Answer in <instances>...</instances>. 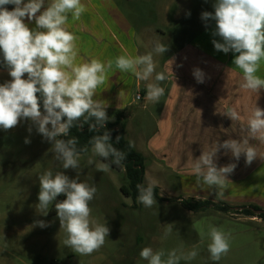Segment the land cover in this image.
<instances>
[{"label": "clouds", "instance_id": "1", "mask_svg": "<svg viewBox=\"0 0 264 264\" xmlns=\"http://www.w3.org/2000/svg\"><path fill=\"white\" fill-rule=\"evenodd\" d=\"M7 5L14 7L9 10ZM213 7L214 13L205 11L201 18L215 21L212 34L220 40H212L214 48L225 54H238L233 65L242 72L240 87L255 93L258 99L260 90L264 89V78L257 75L260 62L264 60V0H215ZM85 11L81 0H47L46 6L45 0H0V54L11 77L0 83V129L9 131L28 121L27 131L31 134L35 128L51 144L50 151L62 168L77 170L81 153L89 149L87 146L78 149V137L69 134L73 127L82 129L87 124L90 132L99 133L88 142L92 152L104 161L110 160V163L97 164L96 169L107 172L111 165L122 168L127 153L113 145L109 131L101 133L109 121L106 111L109 105L97 98V89L104 84L113 62L105 64L93 58L90 62L76 63L77 37L66 24L70 17L78 21ZM25 18L29 22L34 20L35 27L29 28ZM167 50L168 46L159 42L154 44L155 53L164 54ZM170 62L172 64L173 60ZM115 68L143 81H148L155 73V82L147 84L145 98L158 103L164 96L165 88L161 84L168 79L167 69L156 72L152 52L134 57L121 55L115 60ZM193 75L198 83L204 82L205 74L201 69H194ZM227 115L232 121L241 119L236 109ZM246 131L248 138L242 141L229 138L202 151L193 163L196 183L215 188L219 194L229 180L228 176L237 165L229 163L218 167L215 160L220 149H224L225 154L230 152L236 161L243 154L249 165L258 157L264 159L255 147L250 146V139L264 143V109L257 104L247 118ZM119 141L120 136H117L116 142ZM30 142L26 137L24 143ZM128 147H134V142L129 141ZM88 163L93 164V161L89 159ZM38 179L36 211L46 216L55 202L60 228L66 232L64 245L81 256L99 250L109 237L110 228L91 218L89 203L96 197L97 187L80 182L78 173L76 178H70L64 171L45 170ZM155 187L154 182L147 186L138 183L137 202L145 208L157 205ZM60 195L65 199L57 202ZM35 224L41 228L48 226L44 220ZM166 225L164 238L173 231V224ZM206 235L210 240L207 246L210 259L217 262L230 250V233L210 225ZM204 236L205 233H201V243ZM197 255L195 246L188 253L182 248L154 251L152 247H144L139 253L148 264H180L181 260L191 261Z\"/></svg>", "mask_w": 264, "mask_h": 264}, {"label": "rangeland", "instance_id": "2", "mask_svg": "<svg viewBox=\"0 0 264 264\" xmlns=\"http://www.w3.org/2000/svg\"><path fill=\"white\" fill-rule=\"evenodd\" d=\"M113 3L126 15L136 32V56L152 52L156 72L167 69V76L174 72L171 64L166 66L167 60L180 48L191 43L196 48L199 43L205 48L213 39H220L212 34L215 21L201 18L205 11L214 13L215 0H113ZM85 7L82 26L87 28L91 26L88 22L92 21V16L89 7ZM156 42L168 46V50L164 54L153 52ZM154 76L155 73L150 78ZM9 79L8 71L0 70V83ZM166 83L167 80L162 87ZM137 94L139 92L134 93V97ZM134 104H139V108L134 107L132 113L126 114L128 130H125V136L134 142L136 149L146 142L144 139L153 131L154 124L151 110L143 109L140 101L135 100ZM28 126L29 122L25 121L9 131L0 129V264H148L139 256L144 247H152L154 251L182 248L188 253L194 250V246L198 252L196 258L181 260L180 264H264V221L237 215L235 210L229 213L213 208L190 211L182 205L181 201L194 198L184 191L183 180H188L180 173H194L195 159L187 156L178 161L182 167L178 169L179 173H173L160 170L154 156L146 157L144 183L154 182L164 200H156L157 205L145 208L122 194L123 172L111 168L107 172L97 171L96 165L103 162L92 150L80 155L77 170H64L50 151L51 144L35 128L30 134ZM26 137L31 141L28 144L24 143ZM142 151L144 149H140ZM89 159L93 164L88 163ZM260 161L261 158L249 165L245 160L233 162L227 159L216 164L220 167L235 163L233 173H249ZM45 170L64 171L70 178H76L78 173L80 182L97 187L98 193L89 203L91 218L106 224L110 234L104 245L91 255L81 256L64 245L66 232L60 228L57 214H50L55 202L50 205L46 216L36 211L40 187L38 175ZM260 173H264V167ZM251 184L226 189L221 195L210 192L207 197L213 196L215 200L200 198L194 201L224 203L233 208L255 206L264 211V193ZM38 220H44L48 226H37L35 222ZM166 224H173V231L164 238ZM210 225L230 233V250L217 262L210 259L207 248L210 240L206 233ZM201 233H205L203 243Z\"/></svg>", "mask_w": 264, "mask_h": 264}, {"label": "crops", "instance_id": "3", "mask_svg": "<svg viewBox=\"0 0 264 264\" xmlns=\"http://www.w3.org/2000/svg\"><path fill=\"white\" fill-rule=\"evenodd\" d=\"M81 2L90 9L92 21L88 24L91 26L87 28L82 26L83 15L78 21L70 17L66 24V28L77 37L76 63L90 62L93 58L105 64L108 61L113 62V68L106 73L104 84L97 89V98L105 100L109 105L106 109L107 114L112 111H121L125 116L132 113V108H139V104H134V93L141 94L140 102L144 106L142 108L151 110L150 117L154 124L153 131L147 138L144 137L146 142L142 143L141 147L136 146L139 152L140 149H144L140 153L145 159L152 155L158 161L160 170L179 173L178 169L182 165L177 163L187 156L197 159L203 150H209L216 142L223 143L229 138L240 141L248 138L247 118L255 104L264 109V89L260 90L257 99L255 93L240 87L242 72L233 65L234 57L238 54L217 51L212 41L205 48H201L200 43L197 45L199 49L194 43L180 48L167 60L166 66L171 64L170 59L173 60L171 65L175 70L168 73L164 96L158 103H154L145 98L147 84L155 82L154 78L143 81L134 74L121 72L115 68L117 57L121 55L134 57L137 54V35L126 15L116 9L113 0ZM25 23L29 28L35 27L34 20L29 22L25 18ZM196 68L205 74L203 83H198L193 75ZM257 75L264 78V60L260 62ZM233 109L239 112L240 120L232 121L227 115ZM250 146L255 147L264 156V143L250 139ZM217 157L215 160L217 163L227 159L233 162L245 160L242 154L239 161H236L230 152L225 154L224 149H220ZM263 167L264 159H261L249 173H232L224 187L219 190V194L215 188L210 190L207 186L196 183L194 173H180V176L187 178V182L186 179L183 180L185 183L182 187L191 198L215 200L213 196L207 195L210 192L217 195L225 194L226 189L239 188L243 183L246 186L254 182L251 184L252 187H257V191L264 193V173H260ZM250 218L260 221L256 217Z\"/></svg>", "mask_w": 264, "mask_h": 264}, {"label": "trees", "instance_id": "4", "mask_svg": "<svg viewBox=\"0 0 264 264\" xmlns=\"http://www.w3.org/2000/svg\"><path fill=\"white\" fill-rule=\"evenodd\" d=\"M9 10H11L14 6L13 5H7L5 6ZM2 54H0V70H7L3 64H2ZM39 95V94H37ZM41 111H43L42 104H41ZM109 121L106 122L105 129L101 130V133L103 131H109L111 135V142L113 145L118 148L119 150L124 151L127 153V158L123 162L124 166L122 168H118L115 165H111V169L116 170L118 172H123L125 183L121 186V192L124 196L131 198L134 203H137V196L138 191L136 189V185L138 183H142L145 185V158L144 156L139 153L134 147L129 148L128 147V140L125 136V130H126V124H125V115L121 111H112L108 113ZM99 133H93L88 130V125L85 124L83 128L79 127H73L70 130L69 136H75L78 137L79 143L77 145V148H83L84 146L88 147V152L81 153V155H86L91 151V145L88 143L90 138L93 135H96ZM120 136L119 143L116 142V137ZM67 139V137H63ZM99 159L103 163H110L109 161H104L102 158L99 157ZM147 186V185H145ZM155 199L157 201L162 202L164 199L160 197L159 195V188L155 187L154 190ZM65 199L63 195L58 196L57 202ZM182 205L187 208L190 211H200V210H206L208 208H213L216 211L222 212V213H229L230 210H235V214L237 215H243L246 217H256L262 221H264V211H262L260 208L255 206H241L237 208L230 207L224 203H213L210 201H194V199H189L186 201H181ZM257 212H261L258 214ZM50 214H57L54 208L51 211Z\"/></svg>", "mask_w": 264, "mask_h": 264}, {"label": "built area", "instance_id": "5", "mask_svg": "<svg viewBox=\"0 0 264 264\" xmlns=\"http://www.w3.org/2000/svg\"><path fill=\"white\" fill-rule=\"evenodd\" d=\"M142 99V96L140 94H137L136 97H135V100L136 101H140Z\"/></svg>", "mask_w": 264, "mask_h": 264}, {"label": "water", "instance_id": "6", "mask_svg": "<svg viewBox=\"0 0 264 264\" xmlns=\"http://www.w3.org/2000/svg\"><path fill=\"white\" fill-rule=\"evenodd\" d=\"M258 214H260L261 212H257Z\"/></svg>", "mask_w": 264, "mask_h": 264}]
</instances>
